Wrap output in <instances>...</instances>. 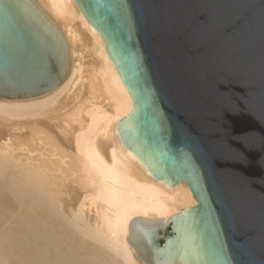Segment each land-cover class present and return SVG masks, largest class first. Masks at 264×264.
<instances>
[{"label":"water","instance_id":"obj_1","mask_svg":"<svg viewBox=\"0 0 264 264\" xmlns=\"http://www.w3.org/2000/svg\"><path fill=\"white\" fill-rule=\"evenodd\" d=\"M132 96L119 136L197 204L137 216L147 264H264V0H74ZM60 24L38 0H0V98L70 76Z\"/></svg>","mask_w":264,"mask_h":264},{"label":"bare ground","instance_id":"obj_2","mask_svg":"<svg viewBox=\"0 0 264 264\" xmlns=\"http://www.w3.org/2000/svg\"><path fill=\"white\" fill-rule=\"evenodd\" d=\"M38 1L63 28L73 68L46 94L0 98V264H147L130 221L197 202L120 139L134 103L103 36L74 0Z\"/></svg>","mask_w":264,"mask_h":264}]
</instances>
